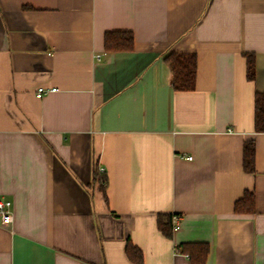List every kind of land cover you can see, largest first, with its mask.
I'll return each mask as SVG.
<instances>
[{
  "label": "crops",
  "instance_id": "0c3cea01",
  "mask_svg": "<svg viewBox=\"0 0 264 264\" xmlns=\"http://www.w3.org/2000/svg\"><path fill=\"white\" fill-rule=\"evenodd\" d=\"M113 30L134 48L107 51ZM171 51L197 54L194 89H174ZM258 91L264 0H0V200L13 216H0V264H192L185 242L209 243L205 264H264ZM246 192L255 210L237 213Z\"/></svg>",
  "mask_w": 264,
  "mask_h": 264
},
{
  "label": "trees",
  "instance_id": "16d2710c",
  "mask_svg": "<svg viewBox=\"0 0 264 264\" xmlns=\"http://www.w3.org/2000/svg\"><path fill=\"white\" fill-rule=\"evenodd\" d=\"M135 38L132 31L113 30L107 31L104 36V45L107 51H129L134 48ZM247 76L250 80L255 79V57L252 53H246ZM173 73V87L175 90H192L195 88L198 58L196 53L171 51L165 56ZM255 128L256 131H264V92L258 91L255 96ZM255 142L249 140L244 146V169L248 172L255 171ZM98 184L99 189L106 195L107 177L95 168L93 185ZM255 210V195L246 192L245 196L235 203L237 213H248ZM163 233L171 237L174 224L171 217L159 221ZM137 249L129 246V252L134 255ZM179 250L189 255L192 264H205L210 253V245L207 242H185ZM138 252L142 262V254Z\"/></svg>",
  "mask_w": 264,
  "mask_h": 264
},
{
  "label": "built area",
  "instance_id": "2783aa9c",
  "mask_svg": "<svg viewBox=\"0 0 264 264\" xmlns=\"http://www.w3.org/2000/svg\"><path fill=\"white\" fill-rule=\"evenodd\" d=\"M38 90H39V92H43L44 88L40 87ZM99 171L100 172H104L105 169L103 167H100ZM10 208H11V201H9V200H0V216H1L2 222L4 224H9L13 220V216H12ZM179 218H180L179 215L174 214L173 215V221H175L174 223H176Z\"/></svg>",
  "mask_w": 264,
  "mask_h": 264
}]
</instances>
